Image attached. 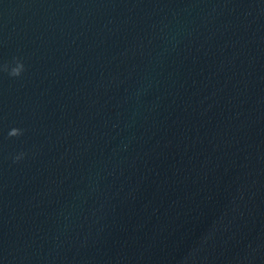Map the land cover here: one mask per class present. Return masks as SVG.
<instances>
[{
  "label": "water",
  "instance_id": "water-1",
  "mask_svg": "<svg viewBox=\"0 0 264 264\" xmlns=\"http://www.w3.org/2000/svg\"><path fill=\"white\" fill-rule=\"evenodd\" d=\"M0 264H264V0H0Z\"/></svg>",
  "mask_w": 264,
  "mask_h": 264
},
{
  "label": "clouds",
  "instance_id": "clouds-1",
  "mask_svg": "<svg viewBox=\"0 0 264 264\" xmlns=\"http://www.w3.org/2000/svg\"><path fill=\"white\" fill-rule=\"evenodd\" d=\"M5 70H8V66L5 65ZM25 70V64L22 60L20 59H17L16 62H15V65L11 67L10 69V75L13 76V77H18V76H21L22 73L24 72ZM24 133V130L21 129V128H12L9 132V135L10 136H13V137H18V136H22ZM26 155V153H19L15 156V160L16 161H19L21 160L24 156Z\"/></svg>",
  "mask_w": 264,
  "mask_h": 264
}]
</instances>
